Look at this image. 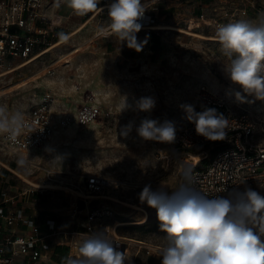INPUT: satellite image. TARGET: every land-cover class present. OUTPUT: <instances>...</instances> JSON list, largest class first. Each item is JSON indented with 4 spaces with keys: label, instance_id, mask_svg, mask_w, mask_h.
<instances>
[{
    "label": "rangeland",
    "instance_id": "obj_1",
    "mask_svg": "<svg viewBox=\"0 0 264 264\" xmlns=\"http://www.w3.org/2000/svg\"><path fill=\"white\" fill-rule=\"evenodd\" d=\"M141 3L154 13L156 28L141 29L136 34L138 43L147 41L139 52L115 36L97 35L98 26L108 23L106 13H97L74 32L92 13L78 16L71 9L62 8L61 19L45 26L41 36L45 44L35 49V59L26 64V60H13L0 68V74L15 68L0 76V105L24 115L45 94H50L54 118L50 142L26 155L25 167L18 165L19 157L0 148V161L5 163H0V193L15 196L18 207L24 206L28 214L41 221L46 216H56L59 225L67 227L73 208H82L81 198L89 195L85 190L86 176H101L110 179L112 185L92 202L107 201L113 207L117 224L145 219L143 223L116 224V234L164 246L166 233L160 230L156 209L141 203L139 193L149 184L153 190L165 188L168 194L184 185L180 181V161L167 163L158 150L163 155L169 143L144 141L135 127L148 118L160 123L171 121L179 130L188 122L180 106L196 108V95L203 89L229 96L237 112L246 111L264 123V101L247 97L248 102L240 103L235 99L234 94L240 89L224 74L226 60L217 40L204 38L215 37L219 24L258 19L239 13L241 0ZM161 25L176 28H158ZM59 33L70 36L60 41ZM142 97L155 101L150 112L138 110L137 101ZM124 98L128 107L121 111ZM88 102L97 104L99 114L87 126H77L76 111ZM130 121L134 122L133 130L124 138L119 135L120 129ZM202 150L208 157L213 153L212 146H206L192 154L198 155ZM19 174L36 182L47 181L53 187L30 186ZM24 190H28L26 196L20 195ZM255 190L264 195V187ZM38 196L41 201L36 202ZM65 253V248H57L53 259L60 261Z\"/></svg>",
    "mask_w": 264,
    "mask_h": 264
},
{
    "label": "built area",
    "instance_id": "obj_2",
    "mask_svg": "<svg viewBox=\"0 0 264 264\" xmlns=\"http://www.w3.org/2000/svg\"><path fill=\"white\" fill-rule=\"evenodd\" d=\"M152 2L164 0H150ZM111 0H100L98 7L106 13ZM239 13L250 18L264 19V0H241ZM58 0H0V68L13 60H29L35 49L44 45L41 36L46 25L61 19ZM145 6V5H144ZM93 14V13H92ZM203 17V14H200ZM141 29L156 28V17L147 8L138 21ZM107 23L104 25L106 26ZM192 26H189L191 29ZM51 96L45 94L24 114L27 127L22 129L16 140L0 135V148L10 155L24 158L32 150L45 144L54 132ZM214 108L229 120L227 136L223 141H208L196 134L194 123L187 122L176 130V139L169 149L158 150L167 163L191 157L192 152L212 146L210 157L200 151L199 161L190 170L179 168L180 181L188 184L209 198L225 195L228 190L243 185L252 188L264 187V123L256 121L246 111L237 112L229 96L203 89L196 95L195 111ZM99 114L95 102L79 106L75 114L77 126L85 127ZM111 180L89 175L85 178L82 208H73L70 225L61 227L59 218L46 216L43 221L28 214L24 206H17L15 196L0 193V264H65L66 259L77 254L79 243L91 233L108 229L117 250L125 252V264H161L159 256L163 245L133 240L116 234L113 207L107 201L92 202ZM28 190L20 192L26 196ZM41 201V196L36 197ZM57 248H65L64 259L57 261L53 254ZM132 248V250H131Z\"/></svg>",
    "mask_w": 264,
    "mask_h": 264
},
{
    "label": "clouds",
    "instance_id": "obj_3",
    "mask_svg": "<svg viewBox=\"0 0 264 264\" xmlns=\"http://www.w3.org/2000/svg\"><path fill=\"white\" fill-rule=\"evenodd\" d=\"M75 15L86 16L104 11L98 7L100 0H58ZM108 23L98 26V36H115L127 47L139 52L144 42H137L136 34L142 25L146 7L141 0H111L106 5ZM61 39H67L59 33ZM215 39L220 54L225 58L223 71L240 91L235 99L248 102L247 97L264 101V19L257 22L238 20L219 24ZM128 107L126 98L123 111ZM155 101L142 97L137 101L139 111L150 112ZM186 119L194 123L196 134L208 141H223L227 136L229 120L214 108L195 111L192 105H181ZM27 127L24 115L0 105V135L15 141ZM134 122L120 129L127 138ZM144 141L173 143L176 128L171 121L158 122L142 119L135 127ZM47 150V149H46ZM18 165L27 161L20 158ZM141 203L156 209L160 230L166 241L159 252L161 264H264V195L249 185L232 188L225 195L209 198L200 190L185 184L171 194L160 187L156 190L145 185L139 193ZM125 252L117 250L108 235V229L88 234L78 245L77 254L66 259L65 264H125Z\"/></svg>",
    "mask_w": 264,
    "mask_h": 264
},
{
    "label": "bare ground",
    "instance_id": "obj_4",
    "mask_svg": "<svg viewBox=\"0 0 264 264\" xmlns=\"http://www.w3.org/2000/svg\"><path fill=\"white\" fill-rule=\"evenodd\" d=\"M82 28V26H80L77 30H75L74 32H76V31H78L79 29H81ZM158 28H160V29H171V28H176V27H172V26H168V25H161L160 27H158ZM178 30H183V29H180V28H177ZM74 32H72V34L74 33ZM185 32H187V33H189V34H192V35H194V36H198V37H201L202 35H200V34H198V33H193V32H189V31H186L185 30ZM70 36V34L69 35H67V38ZM204 38H210V39H215V37H211V36H204ZM65 39H62V40H60V41H64ZM59 41V42H60ZM58 42V43H59ZM57 43H55V44H53L51 47H48V48H46L43 52H46L47 50H49L50 48H52L53 46H55ZM40 54V53H39ZM36 56V55H35ZM35 56H33L31 59H29V61L27 60V62H25L24 64H26V63H28V62H30L31 60H33V59H35L36 57ZM24 64H22V65H24ZM21 65V66H22ZM18 67H20V65L18 66ZM17 68V67H16ZM15 68H13V69H11V70H8V71H6V72H4V73H1L0 74V76H2V75H4V74H7V73H9L10 71H12V70H14ZM53 140V139H52ZM48 142H50V141H48ZM32 156H34V155H32ZM194 156H195V158H194ZM199 161V156L198 155H195V154H191V157H188L187 156V158H182L181 160H180V164H179V167H180V169L181 170H183V169H186V170H190V169H192L196 164H197V162ZM0 163H2V164H4L5 165V163L4 162H2V161H0ZM10 168V167H9ZM11 170H13L14 172H15V170L14 169H12V168H10ZM20 176H21V178L23 179V181L26 183V184H28V185H30V186H34V187H39V188H41V187H48V188H50V187H53V185H51V184H49V182H47V181H44V182H36V181H33V180H31V179H29L28 177H26V176H24V175H21V174H19ZM133 208H135V209H139V207H137V206H135V207H133ZM145 221V219H143V220H141V221H124V222H119L117 225H131V224H135V223H143ZM134 240V239H133Z\"/></svg>",
    "mask_w": 264,
    "mask_h": 264
},
{
    "label": "crops",
    "instance_id": "obj_5",
    "mask_svg": "<svg viewBox=\"0 0 264 264\" xmlns=\"http://www.w3.org/2000/svg\"><path fill=\"white\" fill-rule=\"evenodd\" d=\"M62 8H66L65 10H67L68 11V7L65 5V4H63L62 6H60V8H59V14H60V10H62ZM97 13H93L86 21H84V22H82L81 23V25L80 26H85L89 21H90V19H91V17H93V16H95ZM65 257V256H64ZM64 257H63V259H64ZM62 260V259H61Z\"/></svg>",
    "mask_w": 264,
    "mask_h": 264
}]
</instances>
